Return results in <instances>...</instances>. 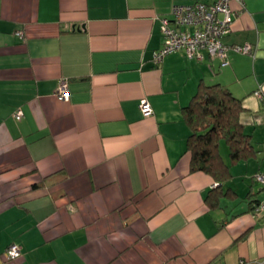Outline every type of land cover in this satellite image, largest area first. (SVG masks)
Listing matches in <instances>:
<instances>
[{
  "label": "crops",
  "instance_id": "0c3cea01",
  "mask_svg": "<svg viewBox=\"0 0 264 264\" xmlns=\"http://www.w3.org/2000/svg\"><path fill=\"white\" fill-rule=\"evenodd\" d=\"M215 1L0 0V264H264V0L231 3L223 43L251 54L153 61L174 5ZM201 85L241 101L255 152L214 208L182 113Z\"/></svg>",
  "mask_w": 264,
  "mask_h": 264
},
{
  "label": "trees",
  "instance_id": "16d2710c",
  "mask_svg": "<svg viewBox=\"0 0 264 264\" xmlns=\"http://www.w3.org/2000/svg\"><path fill=\"white\" fill-rule=\"evenodd\" d=\"M243 110L241 101L221 85H201L190 104L182 109L191 130L187 147L192 155L190 171L204 173L218 184L207 197L213 208L219 205L218 194L231 177V167L255 154L241 122ZM222 144L228 148L227 161L221 153Z\"/></svg>",
  "mask_w": 264,
  "mask_h": 264
},
{
  "label": "built area",
  "instance_id": "2783aa9c",
  "mask_svg": "<svg viewBox=\"0 0 264 264\" xmlns=\"http://www.w3.org/2000/svg\"><path fill=\"white\" fill-rule=\"evenodd\" d=\"M236 1L241 10L245 9V0H216L212 5L194 3L189 5L176 4L172 7L171 18H162L161 30L163 35L162 47L153 54V61L160 65L165 58L173 53L182 52L189 59L203 61V51L210 57H216L222 61V66L228 65L227 54L230 50L238 53L251 54L253 47L228 46L223 39L231 32L236 13L231 9V3ZM17 35L24 39L23 32ZM58 96L62 100L69 99L68 82L61 81L58 89ZM256 95L262 98L260 91ZM140 111L144 117L153 115V108L148 100H142ZM24 116L21 110L14 114L16 120ZM257 183L264 187V173L255 176ZM264 206L256 208L260 213ZM6 255L11 260H17L21 256V249L18 245H11ZM240 264H245L241 261Z\"/></svg>",
  "mask_w": 264,
  "mask_h": 264
},
{
  "label": "rangeland",
  "instance_id": "374dc122",
  "mask_svg": "<svg viewBox=\"0 0 264 264\" xmlns=\"http://www.w3.org/2000/svg\"><path fill=\"white\" fill-rule=\"evenodd\" d=\"M221 153H222L223 157L226 160H228V150H227L225 144H222V146H221Z\"/></svg>",
  "mask_w": 264,
  "mask_h": 264
}]
</instances>
